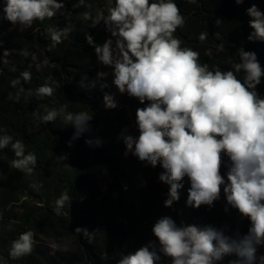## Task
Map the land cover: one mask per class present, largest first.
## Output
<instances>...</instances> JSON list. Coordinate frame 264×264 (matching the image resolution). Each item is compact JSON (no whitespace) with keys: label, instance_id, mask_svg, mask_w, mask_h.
Segmentation results:
<instances>
[{"label":"clouds","instance_id":"obj_1","mask_svg":"<svg viewBox=\"0 0 264 264\" xmlns=\"http://www.w3.org/2000/svg\"><path fill=\"white\" fill-rule=\"evenodd\" d=\"M235 3L240 5L244 0ZM80 6H85V0L73 5ZM65 7V0H5L3 19L23 31L36 21L52 19ZM246 14L253 30L247 39L264 42V11L253 3ZM86 18L92 20L91 27L103 23L109 34L102 44H96L90 34L85 36L97 62L111 69L110 73H97L96 80L105 81L100 83L101 89L108 87L106 79L111 75L112 85L121 95L144 105L135 111L139 135L126 134L128 129L124 128L118 139L123 140L125 156L131 154L145 167L154 169L159 165L164 169L158 175L159 181L168 186L164 207L171 208L179 201L182 181L187 176L190 188L186 206H214L223 186L227 205L237 211L241 220L249 221L246 234L237 230L229 235L228 225L219 230L210 224L177 226L173 218L162 216L152 227L155 239L122 255L116 264H158L162 255L169 258L170 264H224L226 256L236 257L227 264H264V254L257 256L258 249L264 247V95L257 90L264 68L256 53L239 47L238 60L230 62L229 70L201 64L200 53L182 48L181 39L174 35L185 23L175 0H114V4L98 10L95 17L86 14ZM220 22L216 20V24ZM72 31L71 27L46 28L55 44L62 43ZM206 38L204 32L198 37L200 41ZM10 54L3 50L0 60L8 63ZM24 55L29 53L25 51ZM36 59L32 54V60ZM47 62L45 59L43 63ZM31 75L29 71L21 73L25 82L31 80ZM19 83L17 78L12 85ZM95 85L96 81H92L91 87ZM54 91L53 86L45 84L35 90V95L51 97ZM103 103L106 109L118 106L114 95L108 93ZM66 109L67 105H63L48 111L41 121L53 122L62 115L63 125L75 129L67 142L71 147L82 134L92 132L94 117L87 111L73 113ZM12 140L9 135L0 137V149L11 144L16 157L12 166L31 175L37 163L35 154H25L24 143ZM85 143L102 146L103 140L85 139ZM222 167L227 169L226 178L221 174ZM70 202L67 192L61 193L54 211L62 214ZM75 231L91 235L87 229L78 227ZM34 235L29 230L12 241L9 258L31 254ZM0 264L7 261L0 257Z\"/></svg>","mask_w":264,"mask_h":264},{"label":"trees","instance_id":"obj_2","mask_svg":"<svg viewBox=\"0 0 264 264\" xmlns=\"http://www.w3.org/2000/svg\"><path fill=\"white\" fill-rule=\"evenodd\" d=\"M4 2L0 0V57L5 49L11 54L8 63L0 60V137L9 135L13 143L21 140L26 146L25 154L34 153L37 158L35 169L29 175L12 166L16 157L11 144L0 149V257L7 264H116L122 255L155 239L152 227L162 216H170L177 226L210 224L219 230L228 225L226 234L232 235L237 230L241 235L246 234L249 221L241 220L237 211L227 205L223 186L214 206L202 205L196 209L186 206L190 181L185 176L179 201L166 208L168 186L158 179L164 169L159 165L154 169L145 167L131 154L123 156L125 145L116 138L129 125L127 109L124 106L105 108L103 96L112 94L109 80L106 79L108 87L101 89L100 83L105 81L96 80L101 65L94 48L85 39L90 34L96 44H102L109 36L103 23L91 27L92 20L86 14L95 17L98 10L106 9L114 0H85V6L80 7H73L78 0H65V9L55 17L36 21L23 31L3 19ZM175 3L185 23L174 35L181 39L182 48L200 53L201 64L207 63L210 69L219 66L229 70L230 62L238 60L237 49L243 47L254 51L264 68V42L247 39L253 30L246 14L253 3L264 11V0H244L240 5L235 0H175ZM217 19L221 20L219 24ZM49 26L71 27L73 31L62 43L55 44L46 32ZM202 32L207 33L204 41L198 39ZM25 51L29 53L27 57ZM32 54L37 57L35 61ZM24 71L31 72L30 81L25 82L21 77ZM17 78L20 83L13 87L12 82ZM92 81H96L95 87H91ZM45 84L54 87L53 95L36 96L35 90ZM257 90L264 95V77ZM63 105H67L68 112L87 111L94 117L92 132L87 134L103 140L102 146L93 145V150L106 164L110 175L104 189L90 181L82 150L67 162L68 167L63 165L60 145L69 141L75 131L63 125V116L53 122L41 121L48 111L59 110ZM131 128V135L138 136L135 125ZM83 143V134L73 141L79 148ZM226 171L225 167L221 168L225 178ZM63 192H67L71 202L58 215L54 211L55 201ZM22 196L26 198L21 200ZM78 227L87 229L91 235L77 233ZM29 230L35 234L32 253L18 259L9 258L12 241ZM40 236H70L78 251L72 258L65 257V261L58 262L48 245L37 242ZM261 254L264 247L258 249L257 256ZM235 258L226 256L224 264ZM158 264H170L169 258L162 255Z\"/></svg>","mask_w":264,"mask_h":264},{"label":"rangeland","instance_id":"obj_3","mask_svg":"<svg viewBox=\"0 0 264 264\" xmlns=\"http://www.w3.org/2000/svg\"><path fill=\"white\" fill-rule=\"evenodd\" d=\"M101 71L111 72L110 68H107L103 65L100 66ZM109 80V87L112 92V94L115 97V100L117 102L118 106H124L127 109V117H129V125L125 128L128 129V132L126 134L133 133L132 126L134 124V114L137 109V107H142V105L139 104V102L134 99L128 97L126 94L121 95L118 90L115 88L114 85H112V77L109 75L107 77ZM132 118V120H131ZM133 121V122H132ZM74 129V128H73ZM75 130V129H74ZM84 137V143L82 146L77 147L72 143V146L70 147L68 145V141H65L63 144L60 145V151H61V160L65 167H68V161L77 155V151L80 149L85 153L86 158V168L88 172L89 179L92 183H95L100 189H104L106 183L110 179V175L108 174V170L106 167V164L99 160L94 155L93 146H89L85 143V139H93L91 136H89L87 133L83 134ZM116 141H123L122 139L116 138ZM125 153V151H124ZM123 153V156H125ZM26 196H22L21 200L25 199ZM41 240H37V242L42 241L43 244L48 245V247L51 249L50 253L53 255L54 259H56L58 262L65 261V257L72 258V256L77 253L78 246L74 240V238L70 236H63L58 238H45L43 236L39 237Z\"/></svg>","mask_w":264,"mask_h":264}]
</instances>
